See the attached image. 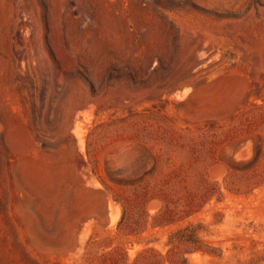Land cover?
I'll list each match as a JSON object with an SVG mask.
<instances>
[{"label": "rangeland", "instance_id": "374dc122", "mask_svg": "<svg viewBox=\"0 0 264 264\" xmlns=\"http://www.w3.org/2000/svg\"><path fill=\"white\" fill-rule=\"evenodd\" d=\"M184 263L264 264V0H0V264Z\"/></svg>", "mask_w": 264, "mask_h": 264}, {"label": "bare ground", "instance_id": "6f19581e", "mask_svg": "<svg viewBox=\"0 0 264 264\" xmlns=\"http://www.w3.org/2000/svg\"><path fill=\"white\" fill-rule=\"evenodd\" d=\"M80 144H81V146H83L82 141L80 142ZM225 173H226V169L223 166H221L220 164L219 165H213L210 168V175L220 179L221 181L223 180L222 178L224 177ZM160 207H161V202L158 200L152 201L149 205V209H151V213L156 212L158 209H160Z\"/></svg>", "mask_w": 264, "mask_h": 264}, {"label": "trees", "instance_id": "16d2710c", "mask_svg": "<svg viewBox=\"0 0 264 264\" xmlns=\"http://www.w3.org/2000/svg\"><path fill=\"white\" fill-rule=\"evenodd\" d=\"M185 264V263H184Z\"/></svg>", "mask_w": 264, "mask_h": 264}]
</instances>
